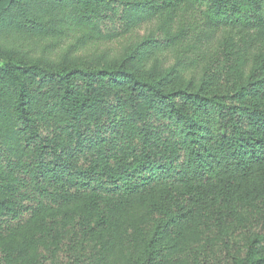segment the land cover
Returning <instances> with one entry per match:
<instances>
[{"label":"trees","instance_id":"16d2710c","mask_svg":"<svg viewBox=\"0 0 264 264\" xmlns=\"http://www.w3.org/2000/svg\"><path fill=\"white\" fill-rule=\"evenodd\" d=\"M0 264H264V0H0Z\"/></svg>","mask_w":264,"mask_h":264},{"label":"rangeland","instance_id":"374dc122","mask_svg":"<svg viewBox=\"0 0 264 264\" xmlns=\"http://www.w3.org/2000/svg\"><path fill=\"white\" fill-rule=\"evenodd\" d=\"M140 34H143V32H141ZM130 41H125V42H122V43H120V44H113L112 46H100V47H97V50H99L100 51V53L102 54L103 53V51L104 50H109L110 51V54H113V55H116V54H118L119 53V51H120V48L122 47V46H124V45H126V44H128ZM30 46V45H29ZM38 48H41V46L39 45V47ZM57 52H59V51H57ZM92 53H94V51L93 50H90L88 53H86L88 56H90ZM100 53H98L97 51H96V53L95 54H97V55H99ZM37 54L38 55H42L43 53L41 52V50H38L37 51ZM44 54H47V53H44ZM55 57H56V55H55ZM163 57H164V55H159V59L160 60H162V63H161V65H163V66H165V68L166 67H170V66H172L173 65V63H174V61H175V57H177V55L174 53L173 55H168L167 56V58L166 59H163ZM47 58L48 59H52L53 58V56L52 55H47ZM164 60H165V63H164ZM164 63V64H163ZM150 66V64L147 66V67H149ZM196 72V73H195ZM195 72L193 71V74H192V76H194L195 77V80H198L199 79V77H200V70H199V67H198V69H195ZM189 78L188 77H186V80H188ZM195 82H198V81H195Z\"/></svg>","mask_w":264,"mask_h":264}]
</instances>
